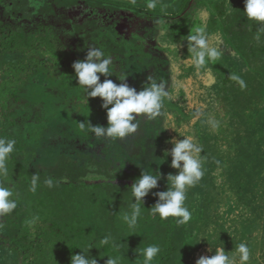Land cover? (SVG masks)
Instances as JSON below:
<instances>
[{"label":"trees","instance_id":"16d2710c","mask_svg":"<svg viewBox=\"0 0 264 264\" xmlns=\"http://www.w3.org/2000/svg\"><path fill=\"white\" fill-rule=\"evenodd\" d=\"M6 1L13 3V9L7 14L1 10V3ZM190 1L182 0L183 4L174 15L176 20L173 22L174 19L170 18L166 23L178 22L181 17L183 18L180 21L185 20L183 13L190 6ZM199 1L213 5L218 3V0ZM236 1L229 0L230 15H227L226 9L216 7V10L220 11L224 24L231 22L234 27L237 23L241 29L237 34H231L227 29L224 33H227L225 36L229 40L228 48L234 47L245 60L244 69L238 71V76L244 80L246 87L242 89L230 78L222 82L220 77H217L220 82L217 97L214 99V94L209 93L213 89L205 95L208 90L202 83L199 82L198 86L193 79L188 80L187 68L184 65L187 56L182 51L180 60L175 61V65L183 75L178 78V74L175 73V78L172 79L168 78V73L164 75L174 90L166 89L159 84L163 93L159 115L151 117L153 123L148 122L147 116L136 117L135 122L139 124L137 129L144 131L139 139L135 138L136 135H133V138L116 139L118 144L134 143L122 151L124 158L121 162V159L114 161V158L108 157L112 147H116L114 139L91 135L88 139L79 137L77 141L70 142L72 133L66 134L68 133L66 129L64 131L63 128L56 129V125L53 124L45 136L43 146L37 148L36 154L44 162L53 157L55 162L56 158L57 160L59 158V162L57 166L55 163L53 165L55 167L50 166L47 170L40 169L37 164L35 166L32 160L38 157L35 155L37 149L27 145L25 138H20L12 131L14 123L9 120L6 112L11 101L17 100L23 88L29 83L34 84V80L40 76L39 74L32 76L30 72L41 69L42 62L28 57L36 54L46 55L55 61L63 71L62 79H54L55 83L61 84L64 88L60 87L58 90H65L67 93L70 90H83L85 94L84 100L79 96L82 92L79 93L75 104H80L88 111L94 110L93 115L106 116L107 110L102 108L103 101L99 97H87L83 86L78 84L73 68L77 61L70 60L69 54L65 53L63 48L64 52L58 49V37L52 28L45 27L31 34L21 30L14 35L0 37V138L16 141L7 161L8 174L0 176V179L6 182L4 186L13 190L12 198L17 201V208L11 213L16 219L8 218L5 223H0V255L10 258V263L4 264H71V256L79 254L80 251L89 258L96 259L97 264H106L109 256L116 255H120L123 262L124 253L119 250L117 252L112 245L126 250L130 247L118 229L119 215L123 217L124 213L130 212V204L134 202L130 188L142 171H152L153 174L159 171L154 169L164 164L166 157L171 158L167 153L174 146V142L182 140L185 135L191 136L194 143L202 148L200 156L204 175L199 181L203 188L200 196L202 204L195 211L193 202L196 192L193 188L187 189L185 206L191 212L192 219L185 225H178L175 222L177 218L169 217L162 220L159 216L151 215L149 211L158 199L154 193L167 190V184L162 180H159L158 187L144 198L141 216L132 229L138 231L142 224L148 222L155 226L157 231L160 230L158 238L161 251L154 264H195V257L200 253L204 254L199 258L211 257L220 246L224 247L226 253H230L237 247V244L231 241L236 232L237 241L246 243L249 248L262 238L259 235L261 230L255 231L252 228L255 221L264 224V121L255 117L264 109V30H261L264 25L247 20L243 13V4H237ZM39 2L46 5L44 9L51 4V8L62 10L67 17L68 25L76 33L87 32L86 35L91 40L93 36L100 35L102 30L116 31L110 25L101 24L99 13L112 15L121 12L127 17L128 11L136 10L130 4L117 6L118 1L113 0H0V16L22 15L33 19L43 12L42 10L38 12L39 14L36 13L38 8L34 3ZM222 2L224 6L228 0ZM75 9L84 11L81 13ZM75 16L78 19L79 16L86 18L83 21L77 19L76 22ZM217 22L215 15L212 14L205 30L207 39H211L210 35L214 34ZM6 29L4 27L3 30ZM185 36L188 38L189 35ZM118 37L116 41L111 38L105 40L103 53L117 58L110 65L111 75L107 77L101 75L100 82L111 79L117 84L126 83L139 92L144 89L142 80L125 76L123 61L141 50L143 58H148L149 54L141 46L132 48L121 34H118ZM139 38L135 36L130 43L137 44ZM173 39L171 35L167 36L171 44ZM182 44L185 50L190 48L184 41ZM60 54L63 56L60 57ZM222 56L223 62L232 71L228 57ZM238 61L239 58L235 55L232 62L237 64ZM206 67L213 77L211 81L213 83L216 79L211 72L220 76L219 72L212 65ZM44 77L45 74L39 79L43 80ZM169 90L177 91L172 98L166 97L165 92ZM174 103L177 113L174 112L175 109L172 111ZM220 108L224 111L219 112ZM168 114L173 120L167 118ZM187 121L191 126L189 133L185 130ZM213 122L217 125L215 129L212 127ZM173 126L174 133H170ZM133 151L138 152L137 156ZM101 153L112 162L107 159L101 161ZM66 157H72L71 163L69 159L65 162ZM93 160L98 162L93 163ZM126 160H129L130 164H125ZM177 172L175 169L173 175ZM33 175L39 176L35 192L29 190ZM49 178L53 180L52 187L45 184ZM86 186L93 190L90 192L85 189ZM30 204L33 205L31 208ZM228 207H233L239 214H232L228 219ZM246 209L250 211L249 214L246 213ZM86 210L88 212H85ZM46 213L48 214L45 215ZM86 218H91L92 222L95 220L104 227L98 236L100 237L98 245L86 243L81 238L85 231L80 225L86 222ZM235 220L236 225L233 223ZM50 221L53 228L48 229L46 224ZM75 222H78V227ZM245 226L250 229L243 236ZM52 229H58L60 233ZM61 232L67 235L66 239L62 238ZM73 235L78 239H70ZM105 236L110 237L109 245L101 244ZM202 237L204 239L200 240ZM255 260V253L250 250L248 264H253ZM259 264H264V258L260 259Z\"/></svg>","mask_w":264,"mask_h":264},{"label":"rangeland","instance_id":"374dc122","mask_svg":"<svg viewBox=\"0 0 264 264\" xmlns=\"http://www.w3.org/2000/svg\"><path fill=\"white\" fill-rule=\"evenodd\" d=\"M113 1H118L117 6L121 4H130L135 7L136 10L128 11L127 15L129 17H126V15L121 12H115L112 15H104L103 13H99L101 15V24L110 25L111 28L116 31L108 32L102 30V33H100V35H96V37L92 35V40L88 39V36L86 35L87 32L85 31L84 33L81 32L80 34L76 33L73 28L68 25L67 17L64 16L65 14L62 10L58 11L53 7L51 8V4H48L49 6L44 9L46 5L40 2L34 3L38 8L36 13L39 14L38 12H41L42 10L43 12H41L38 16L36 15L37 17L33 19L25 18L22 15H20L19 17H7V15L2 14V16H0V37H4L8 34L14 35L15 33H17V31L21 30H23L27 34H31L38 29L50 27L52 28L55 35L58 37V49L62 50L61 52H64V49L65 53L69 54L68 57L72 61H83L86 59L90 49H99L100 51L105 52L104 45L106 44V38H111L116 41V39L120 37H118V34H121L122 36H124L126 42L130 44V46H132V48H137L136 46H141L143 50H145L149 54L148 58H143V52L141 50L137 54H133L132 56L127 59H124L123 61L124 72H126L125 76H133L138 80H142L141 84L144 88L150 86L151 84H160L163 87L165 86L166 89H173L171 88L173 86L170 84L168 78H175V73L178 74V78L183 75L182 73H180V69L177 67V65H175V61L180 60L181 53L183 51L186 53L185 55L187 56L185 57L184 65L187 68L188 80L192 81L193 79L198 86L199 82L202 83L208 90L204 93L205 95L208 94L210 89H213L209 93L214 94V99L217 97V89H219L218 86L220 85V82H218L217 77H220L221 81L223 82L224 80L229 79L230 76L233 74L238 75V73L244 69L243 63L245 64V60L241 58V56L236 52L234 47L228 48L229 40L228 37L225 36V34L227 33H224L227 29V31H229L231 34H237L240 27L237 23L234 27H232L231 22L230 24L228 22H225L226 24H224L220 16V11L216 10V7L224 10L226 9L227 15H230V7L228 3L223 6L222 0H218V3H214L215 5L207 2L202 3L203 1L200 2L199 0H191L190 6L183 13V16H185V20L180 21L183 18L181 17L178 22L173 23L176 20V17L174 16L176 11L180 7V5L183 4L181 3L182 0H158L157 7L155 9L147 8V0ZM236 3L243 4L244 7V0H237ZM107 4L111 5L112 3ZM12 9L13 3H11V1L1 3V10L2 12L4 11L5 14H7V12H10ZM75 11H81L82 13L84 10L75 9ZM78 13L80 14V12ZM212 14L215 15L218 22L216 24V30L213 31L214 34L210 35L211 39H207V43L210 48H214L220 53L219 57L215 61H209L206 65H212L219 72L220 76L211 72L216 79L213 80V83L211 82L213 77L207 71V69H209L208 67L202 68L199 71L195 68L191 60L192 54L189 51L190 48L195 45V42L189 40L187 36H185V34H192V32L197 26L203 27L204 30H206L208 28L207 24L209 22L210 16ZM85 18L86 16H79L78 19V17L76 18L75 16L74 21L77 22V19L83 21ZM170 18L174 19L173 22L166 23ZM4 27H6L7 29L3 30ZM114 33L118 34L115 35ZM166 34L171 35L174 38L172 44L168 42V35ZM135 36H138L140 38L137 39V44L133 45L130 42ZM182 41L185 42L186 46L190 45V48H187V50H185ZM146 47H148V49ZM197 51H199L198 48ZM222 55L228 57V62L230 64L229 67L234 72L229 70L225 62H223ZM235 55H237V57L239 58L237 64L232 62ZM59 56L62 57L63 55L60 54ZM106 56L111 57L112 62L115 61L117 58V56H111L109 54L106 55V53H104L101 59L107 58ZM28 58H34L42 62L41 69H37L33 72L31 71V75L35 76L39 74L42 77V75L45 74V77L42 80L41 78L39 79V76L34 80V84H27V86L24 87L21 93L19 94L17 100H12L6 110V112L8 113L7 115L9 120L12 122V124L14 123L12 125V131L16 133V135L20 138H25L27 145H31L33 149H40V147H42L45 142L46 134H48V132L50 131V126H52L53 124L56 125V129L63 128V131L64 129H66V132H68L66 134L71 135L72 133L71 136L73 137L71 138L70 142H72L73 140L77 141L76 139H78L79 137L88 139L89 137H91V135H94L91 132L81 130L78 124L80 122H90L92 126L99 125L107 127V116L93 115L94 110L88 111L84 107L80 106V104H75V100L79 96L85 100V94L83 90H70L69 93H67L65 90H58V88L60 87L62 89L64 88L61 84L55 83L54 79H62L63 71L62 68L58 66L55 61H53L51 58H48L46 55L42 56L39 54ZM146 65L150 67L148 68L146 67ZM229 71H231V73H229ZM167 73L168 78H164ZM209 76L211 77L208 79L207 77ZM176 92L177 91L169 90L168 92H165L167 95L166 97L172 98L176 94ZM79 93L81 94L79 95ZM172 108L171 109L173 111L175 109V103L173 104ZM201 108H199L200 111H202ZM207 109L209 111V105ZM175 111L177 113L176 109L174 110V112ZM222 111L224 110L220 108L219 112ZM255 117H259L262 121H264V109L259 111L255 115ZM167 118H170V121L173 120L171 119L172 117H170L169 114ZM147 120L149 123H153L150 117H147ZM187 122L188 123L185 130H187V133H189V131H191V126L189 121ZM133 123L136 122L133 121ZM173 128H175V126L170 129L171 131L169 130L170 133L173 132ZM137 133H139L140 135H138ZM143 133L144 131L137 129L136 133L131 134L129 137L133 138V135H136L135 138L139 139V137ZM62 137H64V134ZM63 139L64 138H62V140ZM114 140L116 147H112V152L108 154V157L114 158V161L115 159H121V162L124 158V153H122V151L124 152L127 146L132 145L134 143H127L122 140V142H125V144H118V140ZM109 147H111V145H109ZM38 149L35 152L36 156H38V154H36L38 153ZM133 152H135L134 154H136L137 156L138 152ZM109 158H107L104 153H101V161H105V159H107L109 160V162H112V160ZM68 159L71 163L72 157H66V159H64L65 162L69 161ZM53 160H55L54 157L44 162L42 158L38 156L34 157L32 161L35 166L37 164V167H39L40 169L47 170L50 166H53L55 163V166H57L59 158L58 160L56 158V162ZM92 162L97 163L98 161L93 160ZM170 163L171 158L166 157L164 164L154 169H158L160 171V180H162L164 184H167V176L169 174H173V172L175 171V169L170 167ZM125 164H130V161L126 160ZM5 183L6 182L0 179V184L5 185ZM192 188L198 194L197 196V194L195 193V200L193 202L194 210L197 211V209H199V205L202 204V199H200V196L202 195L201 192L203 191V188L201 183L199 182L195 186L190 187L188 189L190 190ZM85 189L90 190V192L91 190H93V188H91L90 186H86ZM32 206L33 205L30 204L29 208H31ZM228 211V219L232 214H239L236 209L233 210V207H228ZM85 212H88V210H86ZM246 213L249 214L250 211L246 209ZM47 214L48 213H46L45 215ZM119 216L120 223L118 224V229L121 230L120 234L125 238V243L130 244L128 245L130 247L127 248V250L126 248H118L120 252L124 253L123 259L125 260L121 262V264H143V258L138 257V254L135 250L137 249L138 251L139 249H142L151 244H156L159 246L160 239L158 238V232L160 230L157 231L155 226L147 222L142 224L138 231H134L132 228L130 229L128 225L123 221L122 215ZM8 218L15 220L16 216L11 214L0 216V223H5ZM52 218L53 217H50V219ZM85 221L86 222L83 221L84 223L80 225L81 228H83L85 231L84 235L80 237L84 239V242L86 243H92V245L94 246L98 245L100 242V237L98 236L102 233L104 227L101 226L100 223L95 220V223L92 222L91 218H86ZM255 222L256 223L254 224V227L252 229H254L255 231L261 230L259 235H261L262 238L258 239L257 243L252 245L249 250L253 251L256 255V260L253 262V264H259L260 259L264 258V256H262V253H264V224H260V221ZM51 223L52 222L50 221L46 224L48 229H51ZM233 223L234 225H236L237 221L235 220ZM75 224L76 227H78V222H75ZM249 229L250 228L246 226L244 227L243 236ZM52 231L59 232L58 229H52ZM64 234L65 233H63L62 238L66 239L67 235ZM237 235L238 232L235 233V237H233L231 241L235 242V244H237L238 246L241 242L237 241ZM70 239L78 238L76 237V235H73L70 237ZM86 246L90 247L91 245ZM203 254L204 253H200L199 256ZM159 255L160 253L153 260L152 264L155 263ZM199 256L195 257V264L198 261ZM0 259V264H4L5 262L10 263V258L5 257L4 255H0Z\"/></svg>","mask_w":264,"mask_h":264},{"label":"clouds","instance_id":"9594fccd","mask_svg":"<svg viewBox=\"0 0 264 264\" xmlns=\"http://www.w3.org/2000/svg\"><path fill=\"white\" fill-rule=\"evenodd\" d=\"M157 2L158 0H147L146 6L148 9H155ZM228 4L230 5L229 0ZM243 13L247 20L254 21L257 25H264V0H244ZM261 30H264V27ZM188 39L195 42L189 51L192 54L191 60L198 71L205 68L209 61H215L219 57L220 53L208 46L203 27L197 26ZM103 55L104 53L99 49H90L86 59L75 62L73 68L78 84L83 86L87 97H99L103 101L102 108L107 110V127L92 126L90 122L78 124L81 130L91 132L99 138L124 139L136 133L138 123H133L136 117L151 118L159 115L163 93L161 86L157 84H151L137 92L126 83L117 84L111 79H105L101 83V75L105 77L111 75L110 65L112 64L111 57L101 59ZM230 79L236 81L242 89L246 87L244 80L238 75L233 74ZM212 127L213 129L217 127L215 122L212 123ZM15 143L14 139L0 138V176L8 174L7 161L14 150ZM201 152L202 148L194 143L191 136L185 135L182 140L174 142V146L167 154L171 156L170 167L177 169L178 172L175 175L167 176L166 191L154 193L158 199L155 205L149 209L151 215L159 216L162 220L169 217L177 218L175 222L178 225H185L192 219L191 212L185 206L186 191L195 186L204 175ZM160 179L159 171L155 174L152 171H142L140 177L132 184L130 189L134 202L130 204L131 211L124 213L122 217L130 229L135 227L141 216V205L144 206V198L158 187ZM38 180V175L32 176L30 191H36ZM45 184L52 187L53 180L49 178ZM13 196L14 192L11 188L0 184V216L11 214L17 208V201L12 198ZM110 242L109 236H105L101 240L102 245H109ZM112 247L118 252L116 245H112ZM135 251L138 257L143 258V264H152L161 249L158 245L151 244ZM121 259L120 255L109 256L106 264H121ZM249 260L248 245L240 243L230 253H226L223 246L217 247L214 255L201 257L196 264H248ZM71 264H97V260L89 258L88 255L80 251L79 254L71 256Z\"/></svg>","mask_w":264,"mask_h":264}]
</instances>
